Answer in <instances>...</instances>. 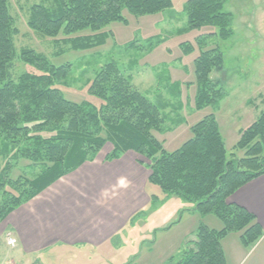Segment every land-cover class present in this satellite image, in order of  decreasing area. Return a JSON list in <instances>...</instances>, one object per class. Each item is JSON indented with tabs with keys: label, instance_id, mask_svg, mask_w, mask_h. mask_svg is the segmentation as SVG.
<instances>
[{
	"label": "trees",
	"instance_id": "16d2710c",
	"mask_svg": "<svg viewBox=\"0 0 264 264\" xmlns=\"http://www.w3.org/2000/svg\"><path fill=\"white\" fill-rule=\"evenodd\" d=\"M224 2L187 0L185 29L211 27L216 32L207 36L230 38L232 15L222 12ZM172 6V0H43L30 7L27 26L48 38L89 31L91 35L64 41L70 49L84 51L105 43L110 34L101 31L106 26L128 24L123 12L152 16ZM16 33L9 2L0 0V224L56 181L92 162L110 144L106 162L118 160L129 151L136 153L149 161L142 163L148 171L147 183L166 196L192 204L199 215L214 216L221 223L220 230L200 225L193 240L165 264H226L221 242L232 233L238 234L243 249L256 245L264 234L262 227L252 213L228 199L264 175V98L255 121L239 132L233 147L243 152L242 157L227 155L213 114L192 125L191 137L175 151L167 152L153 135L165 132L166 114L133 87L131 76L115 62L99 67L86 83V92L99 103L72 102L56 87L68 76L70 64L55 67L44 55L27 48L16 54ZM144 45L148 46L147 42ZM182 47L186 53L192 51L191 45ZM15 58L35 73L23 72L12 79ZM193 66L194 108L217 106L224 91L210 74L222 70L221 52L217 48L203 50ZM182 123L178 118L174 125ZM21 161L28 162L27 168L39 169L38 175L10 178L15 163Z\"/></svg>",
	"mask_w": 264,
	"mask_h": 264
},
{
	"label": "rangeland",
	"instance_id": "374dc122",
	"mask_svg": "<svg viewBox=\"0 0 264 264\" xmlns=\"http://www.w3.org/2000/svg\"><path fill=\"white\" fill-rule=\"evenodd\" d=\"M186 1L172 0L171 9L152 16L135 17L123 12L128 24L112 23L106 26L101 32L110 35L103 45L80 51L70 49L64 41L91 35V32L83 31L70 37L62 34L56 38L43 37L27 26L30 7L43 3V0H8L9 13L17 30L13 36L14 49L16 54L21 49H31L44 55L55 67L69 63L68 76L56 87L65 99L76 103H99L86 92V83L99 67L115 62L131 76L133 87L166 114L165 132L153 133L162 142L165 151L178 149L191 137L189 128L213 114L227 155L234 153L240 158L243 152L234 151L233 147L239 140V132L255 121L262 109L261 98H264V25L255 27L256 22H264V0L257 3L252 0L253 5L251 0H225L222 12L232 15L233 31L232 36L225 40L215 35L207 36L216 32L211 27L186 30ZM182 44L191 45L192 51H183L186 46L182 47ZM142 46L150 50L144 51ZM212 48L221 52L223 68L211 72L210 79L223 89L224 98L215 107L196 110L193 102V61L201 51ZM23 72L35 73L15 58L11 78L15 79ZM178 118H182L184 123L177 126L174 123ZM141 158L144 165L149 164L148 160ZM15 164L10 178L16 179L22 175L32 179L39 173V169L27 168L28 162ZM2 165L0 159V170ZM146 184L144 193L150 201L155 197L153 207H148L147 220L142 215V224L136 227L137 230L131 229L129 235L133 243L126 245L125 251L118 255L121 258L132 255L133 259L127 261H130L129 264H165L171 256L181 252L188 240H193L200 225L221 229V223L214 216H201L193 211L192 204L176 196H166L157 186ZM141 234L140 240L135 238ZM237 236L235 233L229 234L221 242L226 264H236L240 257L242 246L236 242ZM10 262L6 260L2 264ZM113 264L121 263L115 260Z\"/></svg>",
	"mask_w": 264,
	"mask_h": 264
},
{
	"label": "crops",
	"instance_id": "0c3cea01",
	"mask_svg": "<svg viewBox=\"0 0 264 264\" xmlns=\"http://www.w3.org/2000/svg\"><path fill=\"white\" fill-rule=\"evenodd\" d=\"M259 25L264 22H256L255 27ZM111 149L105 145L92 162L62 177L6 217L0 224V264L6 260L15 264L130 263L132 255H118L133 243L131 229L142 224V215L147 220L148 207L153 205L144 193L148 171L142 158L131 151L106 162ZM228 201L252 213L264 231V175L238 189ZM7 231L17 240L13 249L5 244ZM239 251L236 264H264V234L250 250Z\"/></svg>",
	"mask_w": 264,
	"mask_h": 264
},
{
	"label": "built area",
	"instance_id": "2783aa9c",
	"mask_svg": "<svg viewBox=\"0 0 264 264\" xmlns=\"http://www.w3.org/2000/svg\"><path fill=\"white\" fill-rule=\"evenodd\" d=\"M4 239H5V244H6V246H8V247L11 248V249H13V248L16 247V245H17V240H16V238H15V236L13 235L12 232L7 231V232L5 233ZM10 263H11V264H15V263H13V262H10ZM10 263H9V264H10Z\"/></svg>",
	"mask_w": 264,
	"mask_h": 264
}]
</instances>
